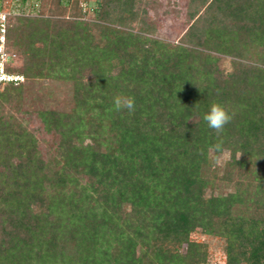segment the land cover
I'll use <instances>...</instances> for the list:
<instances>
[{
    "label": "trees",
    "instance_id": "trees-1",
    "mask_svg": "<svg viewBox=\"0 0 264 264\" xmlns=\"http://www.w3.org/2000/svg\"><path fill=\"white\" fill-rule=\"evenodd\" d=\"M83 1L94 21L6 28L24 81L0 85V264H212L198 230L224 264H264V0H190L177 43L155 37L146 0ZM30 102L57 139L46 155ZM213 102L234 114L219 166Z\"/></svg>",
    "mask_w": 264,
    "mask_h": 264
},
{
    "label": "rangeland",
    "instance_id": "rangeland-1",
    "mask_svg": "<svg viewBox=\"0 0 264 264\" xmlns=\"http://www.w3.org/2000/svg\"><path fill=\"white\" fill-rule=\"evenodd\" d=\"M1 1V0H0ZM147 17L157 29L155 37L165 42L177 43L189 26V2L190 0H146ZM79 9H82L83 17L78 16ZM95 11V10H94ZM94 11L83 0H7L5 9L0 14L6 16V28L10 19L18 15L25 16H46L52 19H79L84 22L94 21ZM1 35V32H0ZM6 36V35H5ZM6 50V45H5ZM7 66L18 69L22 66V58L18 54L6 52ZM228 67V61H224ZM18 74V73H17ZM42 81L34 85L35 92H43L41 87L46 84ZM48 102H50L48 100ZM42 108L41 103H27L24 106L23 117L25 124L37 136L40 148L44 155L56 145V136L48 134L35 114V109ZM193 239L205 242L209 245V254L212 264H224L226 261L224 243L220 239L203 235L198 230Z\"/></svg>",
    "mask_w": 264,
    "mask_h": 264
},
{
    "label": "clouds",
    "instance_id": "clouds-1",
    "mask_svg": "<svg viewBox=\"0 0 264 264\" xmlns=\"http://www.w3.org/2000/svg\"><path fill=\"white\" fill-rule=\"evenodd\" d=\"M114 110L127 112L131 115L135 112V99L131 96H116L113 99ZM233 113L222 104L218 102H213L210 105L209 111L204 114L203 120L207 123V126L214 131L217 136V142L211 146L210 151L216 154L214 159L215 165H222L230 158V151L225 148L224 140L222 135L225 126L233 120Z\"/></svg>",
    "mask_w": 264,
    "mask_h": 264
},
{
    "label": "built area",
    "instance_id": "built-area-1",
    "mask_svg": "<svg viewBox=\"0 0 264 264\" xmlns=\"http://www.w3.org/2000/svg\"><path fill=\"white\" fill-rule=\"evenodd\" d=\"M6 16L0 14V85H7L10 83L19 84L24 81V76L16 73H9L6 70Z\"/></svg>",
    "mask_w": 264,
    "mask_h": 264
}]
</instances>
